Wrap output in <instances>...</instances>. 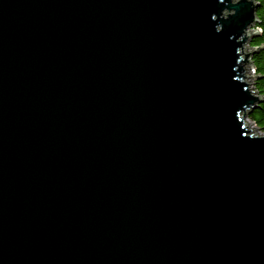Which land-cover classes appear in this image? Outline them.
<instances>
[{"label":"water","instance_id":"95a60500","mask_svg":"<svg viewBox=\"0 0 264 264\" xmlns=\"http://www.w3.org/2000/svg\"><path fill=\"white\" fill-rule=\"evenodd\" d=\"M259 6L0 0V264H264Z\"/></svg>","mask_w":264,"mask_h":264},{"label":"trees","instance_id":"16d2710c","mask_svg":"<svg viewBox=\"0 0 264 264\" xmlns=\"http://www.w3.org/2000/svg\"><path fill=\"white\" fill-rule=\"evenodd\" d=\"M259 2L260 6L257 10L259 22L256 28H259L261 32L252 38L250 46L260 47L252 57L254 75L256 76L253 88L264 97V0H259ZM249 117L260 129L264 130V101L250 113Z\"/></svg>","mask_w":264,"mask_h":264},{"label":"rangeland","instance_id":"374dc122","mask_svg":"<svg viewBox=\"0 0 264 264\" xmlns=\"http://www.w3.org/2000/svg\"><path fill=\"white\" fill-rule=\"evenodd\" d=\"M252 81V83H253V80H251ZM252 120L251 119H248V123H249V125H251L252 124ZM250 127V126H249ZM253 129V130H251L252 132L251 133H255V129H256V131H257V134L258 135H263L264 134V130H262V129H260L254 122H253V124H252V126L250 127V129Z\"/></svg>","mask_w":264,"mask_h":264},{"label":"bare ground","instance_id":"6f19581e","mask_svg":"<svg viewBox=\"0 0 264 264\" xmlns=\"http://www.w3.org/2000/svg\"><path fill=\"white\" fill-rule=\"evenodd\" d=\"M252 126V124L250 125V127Z\"/></svg>","mask_w":264,"mask_h":264},{"label":"built area","instance_id":"2783aa9c","mask_svg":"<svg viewBox=\"0 0 264 264\" xmlns=\"http://www.w3.org/2000/svg\"><path fill=\"white\" fill-rule=\"evenodd\" d=\"M253 72H254V69H253Z\"/></svg>","mask_w":264,"mask_h":264}]
</instances>
